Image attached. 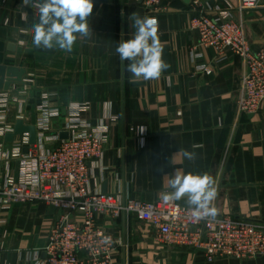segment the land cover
Returning <instances> with one entry per match:
<instances>
[{"label":"crops","instance_id":"1","mask_svg":"<svg viewBox=\"0 0 264 264\" xmlns=\"http://www.w3.org/2000/svg\"><path fill=\"white\" fill-rule=\"evenodd\" d=\"M201 1L212 10H229L240 0ZM93 3L90 38L78 39L65 53L33 49L29 30L37 22L36 10L22 6V0H0V66L26 69L24 83L0 92V119L11 126L18 118L37 125L45 103L59 111L46 136L62 138L79 112L92 130L106 135L104 155L92 168L93 190L152 202L164 199L176 168L206 172L217 182L218 214L264 223V104L256 114L237 113L242 60L230 51L219 59L213 48L199 45V33L190 24L192 0H162L156 12H149L143 0ZM133 12L158 20L170 67L157 80L130 83L124 70L128 62L122 65L116 53L118 43L135 32L129 20ZM243 18L252 48L264 47V9L247 10ZM4 96L7 105L1 102ZM4 138L0 188L11 177L21 178L23 169L21 159L12 156L14 142ZM42 145L51 149L56 140L45 138ZM35 147L25 146L23 153ZM180 149L194 151L195 161L177 156L173 162ZM177 202L188 207L185 200ZM60 214L42 202L9 208L0 202V264H44L48 231ZM103 226L122 241L120 264H264V256L209 262L192 248L159 244L153 230L133 216L105 219Z\"/></svg>","mask_w":264,"mask_h":264},{"label":"built area","instance_id":"2","mask_svg":"<svg viewBox=\"0 0 264 264\" xmlns=\"http://www.w3.org/2000/svg\"><path fill=\"white\" fill-rule=\"evenodd\" d=\"M161 1L143 0L149 12H156ZM257 8L264 9V0H240L229 10H212L201 0H192L195 14L190 24L199 33V45L213 48L219 59L230 51L244 64L236 102L238 114H256L264 104V47L252 48L243 18L245 11ZM201 69L208 74L213 71L209 66ZM6 101L4 96L1 102L7 105ZM39 111L36 147L23 153L25 146L32 145L28 133L13 140L12 156L21 159L22 176L9 178L0 188V202L6 208L42 202L61 211L48 231L44 264H120L116 258L122 241L104 228L103 220L124 215L145 223L159 244L192 248L209 262L264 256V223L220 214L212 220H197L189 207L177 201L125 199L119 193L93 190L92 168L104 155L106 135L92 130L76 112L67 126L68 138L46 136L50 120L58 117L59 111L45 103ZM2 119L1 139L15 125ZM45 138L56 140V145L45 150ZM106 237L110 242H105Z\"/></svg>","mask_w":264,"mask_h":264},{"label":"clouds","instance_id":"3","mask_svg":"<svg viewBox=\"0 0 264 264\" xmlns=\"http://www.w3.org/2000/svg\"><path fill=\"white\" fill-rule=\"evenodd\" d=\"M22 6L36 10L37 22L29 30L33 49L71 53L78 39L90 38L93 32L89 23L93 0H22ZM129 20L133 21L135 32L132 38L120 41L116 47L122 65L124 61L128 62L124 70L131 74L129 82L157 80L170 67L163 58L164 44L159 38L158 20L141 17L136 12L129 15ZM177 156L188 161L196 159V153L186 149H180L172 157L173 162ZM167 187L170 190L164 199L168 202L185 200L195 219L212 220L217 217L214 201L218 187L210 174L185 173L176 168L167 179ZM110 239L106 237L105 242H110Z\"/></svg>","mask_w":264,"mask_h":264},{"label":"water","instance_id":"4","mask_svg":"<svg viewBox=\"0 0 264 264\" xmlns=\"http://www.w3.org/2000/svg\"><path fill=\"white\" fill-rule=\"evenodd\" d=\"M26 74L25 68H20L11 65L0 66V92L7 91L12 85L24 83V75ZM28 133L30 143L36 144L37 142V127L34 124H26L24 119L18 118L14 125V130L5 134L6 142H13L14 138L18 135ZM69 134L63 132L62 138H68Z\"/></svg>","mask_w":264,"mask_h":264}]
</instances>
